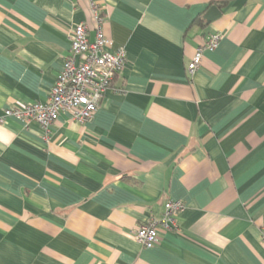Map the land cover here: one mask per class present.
I'll return each instance as SVG.
<instances>
[{
	"label": "crops",
	"instance_id": "1",
	"mask_svg": "<svg viewBox=\"0 0 264 264\" xmlns=\"http://www.w3.org/2000/svg\"><path fill=\"white\" fill-rule=\"evenodd\" d=\"M90 2L126 62L83 125L0 123V264H264V0H0V118L47 102Z\"/></svg>",
	"mask_w": 264,
	"mask_h": 264
},
{
	"label": "built area",
	"instance_id": "2",
	"mask_svg": "<svg viewBox=\"0 0 264 264\" xmlns=\"http://www.w3.org/2000/svg\"><path fill=\"white\" fill-rule=\"evenodd\" d=\"M90 11L94 21V38L89 40L85 22L72 28L68 54L50 89L47 102L7 108L2 113L0 123H4L7 118H14L25 126L35 123L47 133L62 113H69L70 119L81 125L92 119L111 81L122 70L126 52L123 48L111 50V41L103 36V18L99 6L90 2ZM220 40L221 35L215 34L198 47L187 66L188 72L193 73L201 64L203 51L214 50ZM183 209L181 201H167L160 219L149 220L135 229V241L143 248H152L157 244L161 230L173 231L177 227L176 217Z\"/></svg>",
	"mask_w": 264,
	"mask_h": 264
},
{
	"label": "water",
	"instance_id": "3",
	"mask_svg": "<svg viewBox=\"0 0 264 264\" xmlns=\"http://www.w3.org/2000/svg\"><path fill=\"white\" fill-rule=\"evenodd\" d=\"M221 15L219 9L216 6L209 7L207 11L203 14L202 19L205 21L206 25L213 23Z\"/></svg>",
	"mask_w": 264,
	"mask_h": 264
}]
</instances>
